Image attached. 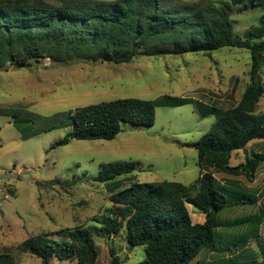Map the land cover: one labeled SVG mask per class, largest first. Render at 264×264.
I'll return each instance as SVG.
<instances>
[{
	"label": "trees",
	"instance_id": "obj_1",
	"mask_svg": "<svg viewBox=\"0 0 264 264\" xmlns=\"http://www.w3.org/2000/svg\"><path fill=\"white\" fill-rule=\"evenodd\" d=\"M241 12L253 8L264 10V0H239ZM235 1L234 3H239ZM231 7H218L212 0L176 3L173 0H0V69L8 65L28 67L41 58L54 63L76 61L123 64L138 55H183L207 53L223 48L245 49L251 56L250 83L240 102L221 109L191 98L163 96L155 101L136 98L118 99L44 117L34 112L3 107L0 116L13 118L25 138L57 128L73 126L65 138L52 148L66 146L70 139L114 140L123 124L153 126L159 107L193 104L203 116L214 115L215 123L196 144L200 165L208 162L216 170L231 175L245 174L252 181L261 157H247L245 162L230 166L234 151L246 150L254 140H264V112L258 104L264 96L261 68L264 60V14L257 28L237 36L230 19ZM42 127L34 130V120ZM24 125V126H23ZM133 162L102 164L96 180L116 186L121 176L132 177ZM199 191L187 194L179 182H133L113 193L115 205L103 226L75 227L66 238L46 235L29 237L23 249L51 264L52 257L72 259L76 264H98L94 235L119 234L125 222L129 249L145 247L146 258L138 264H211L197 258L204 252H241L257 238L264 212L233 221L220 222V213L235 203L245 204L250 196L228 189L211 172L197 181ZM118 189V187H115ZM187 204L205 215V222L194 223ZM243 227L241 238H225L219 232ZM60 232V231H59ZM111 264H122L111 251ZM218 264H264L257 259L223 260Z\"/></svg>",
	"mask_w": 264,
	"mask_h": 264
},
{
	"label": "rangeland",
	"instance_id": "obj_2",
	"mask_svg": "<svg viewBox=\"0 0 264 264\" xmlns=\"http://www.w3.org/2000/svg\"><path fill=\"white\" fill-rule=\"evenodd\" d=\"M212 1L218 7H231L230 19L237 36L257 28L264 14L261 8L241 12L243 3L239 0ZM250 68L249 51L235 48L211 54H142L123 64L84 61L52 64L41 58L28 67L8 65L6 71L0 69V105L50 117L118 99L155 101L167 95L229 109L240 102L250 83ZM261 77L264 84V60ZM258 112H264V96ZM22 116L34 120V130L42 127L40 120L27 114ZM215 121L214 115H201L193 104L159 107L153 126L126 123L114 140L70 139L68 145L53 149L52 144L65 138L73 126L25 138L12 117L0 116V264H43L40 258L23 249L29 237L66 238L67 232L61 230L90 225L104 227V219L115 208L113 193L133 182H179L187 187L189 196H195L199 191L198 179L208 171L222 186L255 201L245 199V204L231 205L220 213V222L264 212V140L250 142L246 150L234 151L230 159V166H236L247 157L260 155L262 160L252 181L245 174L218 171L208 162L200 165L196 144ZM126 161L136 165L132 177H118L116 186L96 180L102 164ZM187 207L194 223L205 222L204 214L190 204ZM122 225L115 236L104 231L94 235L98 264H111V251L122 264H138L146 258L144 246L129 249L125 222ZM243 230V227L228 231L221 228L219 232L227 239L241 238ZM230 259L264 260V220L259 236L250 240L244 251L231 252L225 247L221 254L204 252L197 261L218 264ZM50 263L76 264L72 259L56 257Z\"/></svg>",
	"mask_w": 264,
	"mask_h": 264
}]
</instances>
